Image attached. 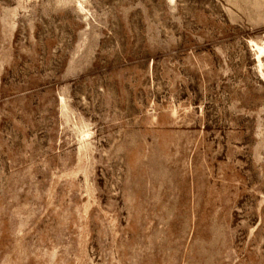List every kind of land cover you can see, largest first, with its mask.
Returning a JSON list of instances; mask_svg holds the SVG:
<instances>
[{"label":"rangeland","instance_id":"374dc122","mask_svg":"<svg viewBox=\"0 0 264 264\" xmlns=\"http://www.w3.org/2000/svg\"><path fill=\"white\" fill-rule=\"evenodd\" d=\"M264 0H0V264H264Z\"/></svg>","mask_w":264,"mask_h":264},{"label":"bare ground","instance_id":"6f19581e","mask_svg":"<svg viewBox=\"0 0 264 264\" xmlns=\"http://www.w3.org/2000/svg\"><path fill=\"white\" fill-rule=\"evenodd\" d=\"M258 49H259V52H260V54L258 56V60H259V62H262V56L264 55V48L258 47Z\"/></svg>","mask_w":264,"mask_h":264}]
</instances>
